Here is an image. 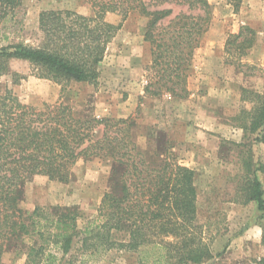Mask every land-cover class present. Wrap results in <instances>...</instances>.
Returning <instances> with one entry per match:
<instances>
[{"label":"trees","instance_id":"1","mask_svg":"<svg viewBox=\"0 0 264 264\" xmlns=\"http://www.w3.org/2000/svg\"><path fill=\"white\" fill-rule=\"evenodd\" d=\"M89 1L92 15L41 11L40 42L0 47V75L13 58L61 86L94 84L108 43L128 15L138 13L146 18L143 38L150 46L144 94L187 97L189 65L212 18L208 0ZM21 2L0 0V25L12 22ZM108 13L119 15V23L107 21ZM254 43V29L242 26L229 34L224 52L239 58ZM241 100L252 104L243 111L248 115L243 131L253 135L255 145L264 144V93L242 89ZM133 125L129 117L79 115L63 103L36 109L10 90L0 94V264H7L2 255L10 249L23 264H95L111 250L135 253L139 264H201L212 257L198 215L195 170L167 150L156 160L134 140ZM91 157L111 161V189L94 217L82 218L76 207H20L22 186L34 176L67 181L74 165ZM242 165L237 191L244 203L254 201L264 212V160L254 161L249 152ZM260 242L264 248V229ZM257 264H264V254Z\"/></svg>","mask_w":264,"mask_h":264},{"label":"rangeland","instance_id":"2","mask_svg":"<svg viewBox=\"0 0 264 264\" xmlns=\"http://www.w3.org/2000/svg\"><path fill=\"white\" fill-rule=\"evenodd\" d=\"M208 1L212 18L189 65L186 98L144 94L150 46L143 38L146 18L138 13L128 15L108 43L96 83L61 86L36 77L31 64L12 58L5 63L7 72L0 75V94L10 90L36 109L63 103L79 115L129 117L134 140L156 160L167 150L170 158L196 172L198 215L212 252L201 264H257L264 254L260 242L264 212L257 210L254 201L244 203L237 185L244 173L242 160L249 152L254 161L264 160V144L255 145L253 135L241 127L248 124L243 111L252 106L241 100L242 89L264 93V0ZM51 9L92 15L89 0H22L12 22L0 25V47L37 45L42 38L39 13ZM180 9L174 8L175 12ZM106 20L118 24L120 16L108 13ZM242 26L254 29L255 43L231 59L224 52L225 41ZM102 131V126L97 127V136ZM71 172L67 181L34 176L22 186L20 207H76L82 218L94 217L104 192L111 189V161L79 160ZM260 180L264 190V174ZM2 260L7 264L24 261L15 258L11 249ZM95 264L139 263L135 253L111 250Z\"/></svg>","mask_w":264,"mask_h":264},{"label":"crops","instance_id":"3","mask_svg":"<svg viewBox=\"0 0 264 264\" xmlns=\"http://www.w3.org/2000/svg\"><path fill=\"white\" fill-rule=\"evenodd\" d=\"M187 165H188V164H187ZM187 165H186V166H187ZM188 167H190V166L188 165Z\"/></svg>","mask_w":264,"mask_h":264}]
</instances>
